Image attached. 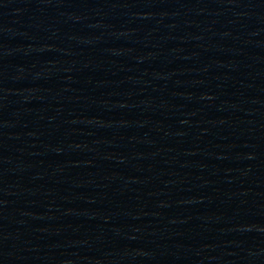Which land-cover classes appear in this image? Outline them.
Masks as SVG:
<instances>
[{
    "label": "water",
    "instance_id": "95a60500",
    "mask_svg": "<svg viewBox=\"0 0 264 264\" xmlns=\"http://www.w3.org/2000/svg\"><path fill=\"white\" fill-rule=\"evenodd\" d=\"M0 264H264V0H0Z\"/></svg>",
    "mask_w": 264,
    "mask_h": 264
}]
</instances>
